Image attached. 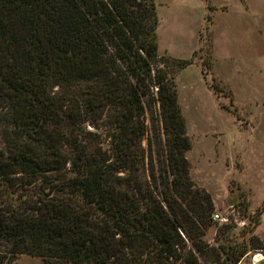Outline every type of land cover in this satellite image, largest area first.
Listing matches in <instances>:
<instances>
[{
  "label": "trees",
  "instance_id": "1",
  "mask_svg": "<svg viewBox=\"0 0 264 264\" xmlns=\"http://www.w3.org/2000/svg\"><path fill=\"white\" fill-rule=\"evenodd\" d=\"M157 26L155 0H0V264H202L216 206Z\"/></svg>",
  "mask_w": 264,
  "mask_h": 264
},
{
  "label": "rangeland",
  "instance_id": "2",
  "mask_svg": "<svg viewBox=\"0 0 264 264\" xmlns=\"http://www.w3.org/2000/svg\"><path fill=\"white\" fill-rule=\"evenodd\" d=\"M155 2L159 55L174 74L192 142L190 176L216 207L238 211L236 228L206 229L201 262L215 264V249L245 243L230 264H251L264 253V0ZM10 264L45 262L22 254Z\"/></svg>",
  "mask_w": 264,
  "mask_h": 264
},
{
  "label": "built area",
  "instance_id": "3",
  "mask_svg": "<svg viewBox=\"0 0 264 264\" xmlns=\"http://www.w3.org/2000/svg\"><path fill=\"white\" fill-rule=\"evenodd\" d=\"M211 220L218 226H231L236 228L239 225L238 211L234 205H229L225 209L216 207L211 214ZM264 261V253H256L251 256V264H262Z\"/></svg>",
  "mask_w": 264,
  "mask_h": 264
}]
</instances>
